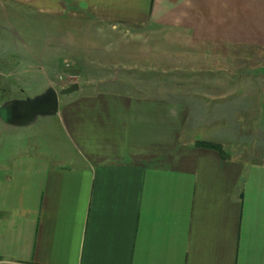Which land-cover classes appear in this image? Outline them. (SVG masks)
<instances>
[{"label":"crops","instance_id":"1","mask_svg":"<svg viewBox=\"0 0 264 264\" xmlns=\"http://www.w3.org/2000/svg\"><path fill=\"white\" fill-rule=\"evenodd\" d=\"M0 2L174 38L180 51L171 54L201 74L183 88L203 100L195 110L187 96L178 100V85L163 98L158 80H136L156 86L146 93L123 77L121 97L109 90L62 102L53 114L61 129L49 135L58 148H31L0 172V264H264V114H256L264 83L255 82L264 0ZM193 122H239L254 141L227 153L199 142L229 134L198 139Z\"/></svg>","mask_w":264,"mask_h":264},{"label":"rangeland","instance_id":"2","mask_svg":"<svg viewBox=\"0 0 264 264\" xmlns=\"http://www.w3.org/2000/svg\"><path fill=\"white\" fill-rule=\"evenodd\" d=\"M57 12L50 14L44 9L25 7L17 9L0 2V114L3 117L5 112L1 106L4 103L11 99L38 95L49 86L60 91L72 83L79 84L80 89L59 96V109L64 101L80 102L98 93L99 96L106 95L105 92L109 90L117 95L115 98L121 97L127 87L116 81L123 77L133 81L134 86L138 78L149 82L151 78L158 80L157 82L162 84H156L155 92L162 94L163 98H168L169 93L173 92V87L178 85L175 91L179 101L187 96L194 104L203 102L200 97H195L196 94L199 96L202 93L201 90L183 88V84L190 80L200 81L201 74H187L185 67L189 64V59L171 54L180 51L176 48L180 44L176 43L174 38L169 39L161 35V38L156 36L160 39H156L152 36L155 32L147 29L112 30L110 25L89 23L84 19L73 20L60 15L63 11ZM138 52L139 57L136 54ZM140 62H143L144 73L137 69ZM174 65L179 66L178 73L170 74L168 71L172 70ZM126 70L129 71L124 73ZM247 76V73H244L240 78L246 82L249 80ZM255 82L264 83V72L257 73ZM142 86L136 85L146 93L152 92L149 88L155 89L152 83H147L144 88ZM191 93H194V97ZM259 94L260 106L257 105L256 114L261 120L264 114V89L259 90ZM248 96L240 101H243L241 109L245 111L250 108ZM254 106L251 105L252 108ZM74 108L75 106H71V110ZM194 108L196 110L201 107L196 104ZM231 108L226 109L229 111ZM77 109H80V106ZM194 124L195 136L200 137L198 139L214 136L223 130L229 134L226 137L224 133H220V136L224 135L226 139L218 143L227 153L250 148L254 141L253 136L249 135L250 132L247 133L243 129L240 131L239 122L225 124L193 122L187 125L192 127ZM260 124L264 125L259 123V127ZM59 129H61L59 118L55 115L41 116L35 123L25 127H11L0 118V172L9 169L31 148L36 146L58 148L60 145L58 138L49 135Z\"/></svg>","mask_w":264,"mask_h":264},{"label":"water","instance_id":"3","mask_svg":"<svg viewBox=\"0 0 264 264\" xmlns=\"http://www.w3.org/2000/svg\"><path fill=\"white\" fill-rule=\"evenodd\" d=\"M79 89L78 83L57 91L49 86L44 92L24 99H11L4 103L1 108L5 109V117L0 118L6 125L11 127H25L32 125L41 116H50L57 113L59 96L72 93Z\"/></svg>","mask_w":264,"mask_h":264},{"label":"trees","instance_id":"4","mask_svg":"<svg viewBox=\"0 0 264 264\" xmlns=\"http://www.w3.org/2000/svg\"><path fill=\"white\" fill-rule=\"evenodd\" d=\"M199 144L210 146V147H215V148H219V149L221 147V145H219V144L211 143V142H207V141H200Z\"/></svg>","mask_w":264,"mask_h":264},{"label":"flooded vegetation","instance_id":"5","mask_svg":"<svg viewBox=\"0 0 264 264\" xmlns=\"http://www.w3.org/2000/svg\"><path fill=\"white\" fill-rule=\"evenodd\" d=\"M6 110L5 109H3V112H5ZM6 113V112H5Z\"/></svg>","mask_w":264,"mask_h":264}]
</instances>
